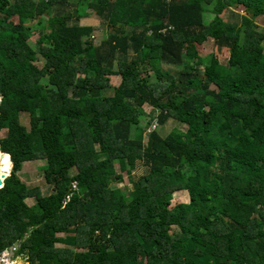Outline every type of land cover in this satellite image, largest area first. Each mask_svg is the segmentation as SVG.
Returning a JSON list of instances; mask_svg holds the SVG:
<instances>
[{"label": "trees", "instance_id": "trees-1", "mask_svg": "<svg viewBox=\"0 0 264 264\" xmlns=\"http://www.w3.org/2000/svg\"><path fill=\"white\" fill-rule=\"evenodd\" d=\"M209 40L218 54L201 56ZM171 118L186 129L159 133ZM1 131L0 253L18 240L29 264H264V0H0ZM35 159L48 195L17 177ZM177 190L190 200L172 206Z\"/></svg>", "mask_w": 264, "mask_h": 264}, {"label": "rangeland", "instance_id": "rangeland-1", "mask_svg": "<svg viewBox=\"0 0 264 264\" xmlns=\"http://www.w3.org/2000/svg\"><path fill=\"white\" fill-rule=\"evenodd\" d=\"M242 9L243 8H238L237 10H239L241 13H244L245 11L243 12ZM89 12L92 13L93 11H89ZM90 16L91 17H89L87 19H81L80 23L81 24L94 23L96 25L98 23V19L99 18L97 16H95L94 14H90ZM205 17H207V15H205ZM205 20H208V19H205ZM27 25H29L32 30H37V28H38V25H37L36 21L27 22ZM103 32L104 31H103L101 25H99L97 27V29L93 31L92 40H93L95 45H98L100 43V41H101V39L103 37ZM36 38H37V33L35 32L27 40L28 44H30L31 46H34V41H35ZM196 47H197L198 53L201 56H206L207 57V56H210V55H212L214 53L218 54V50H217V48L214 47L213 42L211 40L205 41L202 44H197ZM219 54L221 56H224V55L226 56V55H228V52L224 51L223 53H219ZM37 56H38L37 57L38 60H37L36 63L41 66L44 60L38 54H37ZM148 73H150V75L148 76L149 80L153 81L155 79L154 74L151 71H149ZM111 78H112V80H115L116 82H118V78H114V77H111ZM104 84H106V83H104ZM212 87H215V86L213 85ZM107 89H108V93H111V88H107ZM143 107H144V110H145V112L147 114L145 116H142V115L140 116L141 120L139 122V126L145 127V133H146L150 129L156 127L157 124H153V122L155 120H152V119L154 117L151 118V116H150L153 108L148 106L147 104H145ZM157 113H158V111H155V114H153V116H157L156 115ZM20 117H21L22 121L25 119V116L22 113H21ZM174 127H177V128L182 129V130H185L186 129V124L182 123V122H179L176 119L171 118L166 123L162 124L161 127L156 128V130L159 133H162V134L166 135ZM2 133L3 132L1 131L0 135H2ZM144 140H146V135L144 137ZM45 163H46L45 159H35V160H30V161H24L21 164L20 170L18 172H16L17 173V177L19 178V180H21L23 183H25L28 188H32V187L37 186L40 189V192H41L42 195H48L49 193L52 192L51 186L46 184V182L44 180V177H43L42 166L45 165ZM117 170H118V168H117ZM146 172H147V168L145 167V165L138 163L136 168L131 171V176L139 177L140 175H142V174H144ZM122 175H123V181H121V183H119V182L115 183L114 182L112 184V186H119L123 190L127 191L125 186H128V184H129L128 176H127V173H125V172H123ZM189 200H190V197H189V194H188L187 191H185V190H177L174 193L171 205L174 206L177 203L188 202ZM25 201H26V203L28 205H32L36 201V198L35 197H29ZM30 231H31V229L27 230L28 233ZM24 236H26V234ZM56 236H59V237L64 236V233L63 232H57ZM53 246L56 247V248H60V247H63L64 245L62 243L56 242V243H54ZM76 250H78V249L76 248Z\"/></svg>", "mask_w": 264, "mask_h": 264}, {"label": "water", "instance_id": "water-1", "mask_svg": "<svg viewBox=\"0 0 264 264\" xmlns=\"http://www.w3.org/2000/svg\"><path fill=\"white\" fill-rule=\"evenodd\" d=\"M2 152V151H1ZM3 154L8 158V161L10 163V166H12V160H11V157H10V153L8 152H3ZM10 171H11V167H10ZM10 174V172H9ZM8 174V175H9ZM7 175V176H8ZM5 175H2V179H0V188L3 186V181L4 179L7 177ZM19 243L16 241L14 242L12 245L8 246L7 248H5L3 250V252L0 253V264H10V262H8L10 260V258L13 256L14 254V251L17 249ZM8 260V261H5V260Z\"/></svg>", "mask_w": 264, "mask_h": 264}, {"label": "crops", "instance_id": "crops-1", "mask_svg": "<svg viewBox=\"0 0 264 264\" xmlns=\"http://www.w3.org/2000/svg\"><path fill=\"white\" fill-rule=\"evenodd\" d=\"M11 172V171H10ZM23 239H24V237H23ZM0 241L1 242H7L8 241V239L6 238V237H4V236H2V235H0ZM18 242L19 243V241L18 240H15L14 242ZM14 242H12L11 243V245L14 243ZM10 246V245H9ZM19 246V245H18ZM7 248V247H6ZM18 248V247H17ZM5 249V248H4ZM3 249V250H4ZM3 250H2V252H3ZM15 252V251H14ZM5 261H8L7 259L5 260ZM8 262H10V264H29V262H28V260L25 258V254L23 255H19V256H15V254H13V256L10 258V260L8 261Z\"/></svg>", "mask_w": 264, "mask_h": 264}, {"label": "bare ground", "instance_id": "bare-ground-1", "mask_svg": "<svg viewBox=\"0 0 264 264\" xmlns=\"http://www.w3.org/2000/svg\"><path fill=\"white\" fill-rule=\"evenodd\" d=\"M2 152L0 151V179H2V175H5L9 167V162L2 157Z\"/></svg>", "mask_w": 264, "mask_h": 264}, {"label": "clouds", "instance_id": "clouds-1", "mask_svg": "<svg viewBox=\"0 0 264 264\" xmlns=\"http://www.w3.org/2000/svg\"><path fill=\"white\" fill-rule=\"evenodd\" d=\"M2 152H4V151H2ZM11 168H12V166H11Z\"/></svg>", "mask_w": 264, "mask_h": 264}]
</instances>
